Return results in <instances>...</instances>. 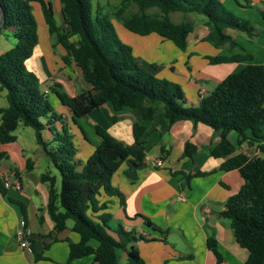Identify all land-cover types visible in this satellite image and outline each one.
I'll return each mask as SVG.
<instances>
[{"label":"trees","instance_id":"trees-1","mask_svg":"<svg viewBox=\"0 0 264 264\" xmlns=\"http://www.w3.org/2000/svg\"><path fill=\"white\" fill-rule=\"evenodd\" d=\"M32 2L39 4L49 33L63 50L62 62L74 63L83 81L90 85L74 96L65 92L60 83L50 87L59 102L71 110L75 123L106 104L115 112L139 108L142 118L148 120L154 118L159 106L168 128L177 121L190 120L204 123L219 133V141L210 154L225 157L219 170L237 169L243 180L239 190L226 200L221 215L229 220L236 242L248 251L243 264H263L264 159L262 156L250 158L244 153L232 155L234 144L229 138V134L235 132L239 139L260 143L264 155V65L252 63L253 55L226 33V29H232L251 38L257 34L255 26L228 11L220 0H119L114 14L132 33L156 34L184 50L193 32V23L174 22L170 13H196L204 16L208 26L203 40L215 47L225 45L229 51H242L207 56L212 64L247 63L227 74L197 104L187 106L181 86L141 67L132 48L116 34L112 22L105 16L93 15L91 0H59L62 26L55 18L50 0H0L4 15L0 30L12 29L16 39L12 47L0 53V91H5L6 99V106L0 107V143L15 142L14 131L19 124L31 127L36 143L58 171L61 183L57 193L54 176L44 172L41 179L49 183L48 210L55 229H64L66 221L71 219L72 231L79 236L75 242L68 241L69 261L93 255L98 264H118L116 249H121L127 254L129 264H145L134 246L142 236L125 231L122 226L113 236L108 225L112 216L106 211L107 204L99 203L98 195L104 191L121 197L109 185L110 178L125 162L130 163V168H133L131 164L141 165L145 148L139 138L148 129L134 121V142L127 145L96 125L100 143L84 162L75 159L76 149L68 126L54 111L39 77L26 65L39 42ZM131 4L136 5V11L125 15ZM150 8L158 12H147ZM105 115L110 122L119 119L106 111ZM55 120H59L60 130L54 125ZM45 131L51 134L49 141L44 136ZM195 151L196 146L186 141L182 155L191 156ZM127 175L136 177L135 172ZM0 192L6 194L1 179ZM121 203L123 205L122 197ZM143 219L147 225L154 226ZM91 241L97 242V246ZM207 245L216 257V264H224L216 241L208 239Z\"/></svg>","mask_w":264,"mask_h":264},{"label":"crops","instance_id":"crops-1","mask_svg":"<svg viewBox=\"0 0 264 264\" xmlns=\"http://www.w3.org/2000/svg\"><path fill=\"white\" fill-rule=\"evenodd\" d=\"M223 1L227 4L231 3V0ZM246 1L245 5L248 7L257 6L252 3L253 1ZM258 6L249 10L246 8L241 12V15L249 18L256 26L257 34L251 38L239 32L240 38L242 37L246 44L242 40L237 39V41L248 52L247 44L260 42L264 46V0ZM8 30L13 32L12 29ZM230 30L226 29V33L236 39L235 34L230 33ZM156 36L158 47L161 46L162 51L168 49L177 57L183 53L188 57L187 64L192 66L199 57L202 63L199 60L197 63L201 66L217 65V72L223 74L219 76L229 74L227 68H224L225 65L236 62L212 64L207 56L242 52L219 47L217 53L213 55L209 53L213 51L204 47L202 41H188L186 48L180 50L172 42ZM38 49L36 46L30 63L38 70L39 75H36L41 81L43 91L48 94L51 105L55 104V107L52 106L54 111L62 117L60 121L66 123L72 134L76 149L75 159L84 162L77 157L79 149L76 145V141L80 140L77 133L84 141L87 140L84 129L79 125L81 119H87L94 131L95 126L99 125L127 145L134 142L132 133L134 121L140 122L148 129L139 138L145 148V157L141 165L131 164L133 168H130V163L125 162L109 181V185L121 194L123 205L117 193L109 195L101 191L98 195L99 203L105 202L106 211L112 216L108 224L109 232L115 236L116 230L122 226L125 231H133L141 235L143 239L136 241L134 246L145 264H216V257L207 245L208 239L216 241L217 250L224 264H243L248 258V251L236 242L229 220L221 215L226 200L239 190L243 180L237 169L219 170L225 157H214L210 154L211 148L219 141V133L204 123H194L190 120L177 121L168 128L159 106L154 118L148 120L142 118L139 108H124L115 112L106 104L91 110L78 118L75 123L72 120L71 110L59 102L50 92V87L54 83H60L65 92L74 96L81 90L90 88V85L86 82H52L55 75L54 65L60 67L65 65L61 59L64 52L59 51L61 61L56 62L52 69L47 65L45 53ZM3 51L0 45V53ZM147 56L135 58L141 67L159 77L167 78L162 74L167 68H174L172 62L166 61L164 64L160 53L149 55L153 56V59ZM238 63L245 65L247 61ZM252 63L264 65V54L253 55ZM191 79L194 82L179 84L183 90L185 88L190 94L192 93V96L194 95L190 101H185L187 106L199 102L200 89L207 93L221 81L220 77L214 74L205 76L203 82ZM51 96H54V101ZM5 106L3 90L0 91V107ZM105 111L110 116H118L119 119L110 122ZM120 123L123 125L119 126ZM54 125L57 129H61L59 120H55ZM14 134L15 142L0 143V179L3 183L4 177L9 181L14 178L19 181L18 188L5 186L6 194L2 195L0 192V264H98L94 261L93 255L69 261L68 241L75 242L79 236L72 231L71 219L66 221L64 229H55L48 210L49 183L41 179V174L44 172L54 176V191L57 193L61 183L60 177L58 178L55 172L57 170L35 140L24 141L23 136L17 135L15 131ZM44 136L48 141L51 138L49 131H45ZM229 138L234 144L232 155L244 153L250 158L263 156L260 143L239 139L235 132H231ZM186 141L196 146V151L191 156L182 155ZM53 145L54 143L51 146ZM96 146L91 145L90 155ZM158 160L161 161L160 164H157ZM128 172H135L136 177L128 176ZM143 218L148 219L154 226L147 225ZM23 228L31 232L29 248L20 246L18 242V232ZM91 244L97 246L95 241H91ZM116 255L118 264H129L124 251L116 249Z\"/></svg>","mask_w":264,"mask_h":264},{"label":"rangeland","instance_id":"rangeland-1","mask_svg":"<svg viewBox=\"0 0 264 264\" xmlns=\"http://www.w3.org/2000/svg\"><path fill=\"white\" fill-rule=\"evenodd\" d=\"M50 1L54 9L55 18L58 24L62 26L63 22L60 16L59 0H50ZM220 1L223 3V5L228 11L232 12L238 17L249 20V18L241 15V12H243V10H245L246 8H248L247 10H249L250 8L259 7L258 5H260L262 0H250L253 1L252 3L254 5H257L254 7L246 6L245 5L247 3L246 0H231L230 4L224 3L223 0ZM91 2L93 5V15L99 14L100 16L107 17V19H109L112 22L114 26V30L118 35V37L121 39V41H123L125 44L129 45L132 48L135 57L137 56L146 57L148 55L147 57L153 59V56H149V55L151 54L157 55L158 53H160L162 55L161 58L164 64L166 63V61L172 62L174 68L173 69L167 68L162 74L163 76H166L167 79L180 84L184 82H194L192 81L191 78H194L199 82L200 81L203 82L205 76H209V74L218 75L220 79H223V77H225V76H219L223 74L217 72L218 70L217 65H205L204 62L203 65L205 66L199 65L197 63L198 60L200 63H202L201 61L202 59L200 60L199 57L197 58V61H195L194 66H192L191 64H187L188 57L183 53L181 54V56L177 57L176 54L172 55L168 49H164V51H162L161 50L162 47L161 46L158 47V37L156 35L141 36L127 30L122 25L121 21L118 20L114 14L115 11L118 9L119 0H91ZM31 4H32V13L38 27V37H39V42L37 45L39 48L38 50H42L45 53L48 62L47 65L53 69V65L56 62L60 63L61 61L59 51L61 52L62 49L59 45L56 44L55 36L49 33L48 28L43 20V16L39 4L37 2H32ZM136 9H137L136 5L131 4L125 10L124 14L127 15L131 12L136 11ZM147 12H158V9L150 8L147 10ZM170 18L174 22H181V21L192 22L193 32L189 34L188 41L189 42L202 41L204 47H207L209 48V50L213 51L209 53H213V55L217 53L216 51L219 47H215L211 42L202 39L208 32V26L205 24L204 16L196 13L171 12ZM229 32L235 34L236 39L242 40V42L246 44V41L242 37L240 38L239 32L232 29ZM72 39H74V37H72ZM15 42L16 39L12 31L8 29H1L0 45L2 46L4 51L12 47L15 44ZM247 45L249 52L253 53V55L264 54V46H262V43L260 44L259 42L257 44H253V45L247 44ZM221 47H226V46L224 45ZM236 50L238 51L239 49ZM33 56L29 60H27V68L30 71L34 72L35 74H38V70L35 67H33L32 64L30 63ZM243 65L244 63H229L225 65L226 67L224 68H227L228 71L227 73H232L238 71ZM54 74L55 75L53 77L52 82H84L79 72V69L72 64L69 65L65 64L61 67L58 66L57 64L54 65ZM58 78H60L61 80ZM183 93L185 94V101H190L192 97H194V95L192 96V93L190 94L188 90L185 88L183 90ZM51 99L54 101V96H51ZM54 105L55 104H52L53 107H55ZM79 125L84 129V133L88 141L87 140H86L87 142L84 141L83 138L80 137L81 135L77 133L78 137L80 138L79 140L77 137L78 140L76 141L77 148L79 149V151H77V157L85 161L90 156L89 153L92 150L91 145H98L101 141V138L95 133L94 128L89 124L87 119L79 120ZM122 125H123L122 123L119 124V126ZM15 133L19 136H23L24 138L22 139H24V141L35 140L34 130L31 127L23 126L22 124H19L15 130ZM80 141L82 143H80ZM55 172L59 178L60 177L59 173H57V171Z\"/></svg>","mask_w":264,"mask_h":264},{"label":"built area","instance_id":"built-area-1","mask_svg":"<svg viewBox=\"0 0 264 264\" xmlns=\"http://www.w3.org/2000/svg\"><path fill=\"white\" fill-rule=\"evenodd\" d=\"M204 94H205V92L203 90L200 89L198 91V96L200 98L203 97ZM262 157L264 159V155ZM160 163H161V161L158 160L157 164H160ZM4 185L6 187L14 186V187L18 188L19 187V181H18L17 178H14V180L9 181L7 178L4 177ZM30 236H31V232H30L29 229L23 228V229L19 230V232H18V242H19L20 246H22L24 248H29L30 244H31Z\"/></svg>","mask_w":264,"mask_h":264},{"label":"water","instance_id":"water-1","mask_svg":"<svg viewBox=\"0 0 264 264\" xmlns=\"http://www.w3.org/2000/svg\"><path fill=\"white\" fill-rule=\"evenodd\" d=\"M3 24H4V15L2 12V7L0 5V28L3 26Z\"/></svg>","mask_w":264,"mask_h":264}]
</instances>
